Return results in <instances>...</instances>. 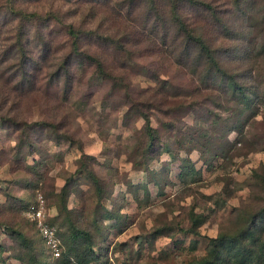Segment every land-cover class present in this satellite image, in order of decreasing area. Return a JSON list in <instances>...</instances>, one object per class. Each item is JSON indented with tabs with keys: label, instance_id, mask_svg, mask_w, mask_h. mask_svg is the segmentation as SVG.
<instances>
[{
	"label": "rangeland",
	"instance_id": "1",
	"mask_svg": "<svg viewBox=\"0 0 264 264\" xmlns=\"http://www.w3.org/2000/svg\"><path fill=\"white\" fill-rule=\"evenodd\" d=\"M13 1L0 0V61L3 44L19 39L33 68L11 90L4 81L12 74L0 67V114L20 125L0 120V264H194L211 239L246 232L264 212V102L241 117L237 104L218 107L220 93L179 66L159 38L146 39L140 10L127 17L133 8L117 15L115 0H40L26 10L55 19L21 22L12 9L23 6ZM215 1L233 10L231 0ZM263 5L243 1L230 43L243 39L241 54L251 49L253 63L239 69H254L260 91ZM68 54L73 61L54 85L55 63ZM36 194L57 230L58 260L28 218ZM255 231L263 241L264 220ZM257 255L252 264H264Z\"/></svg>",
	"mask_w": 264,
	"mask_h": 264
},
{
	"label": "trees",
	"instance_id": "2",
	"mask_svg": "<svg viewBox=\"0 0 264 264\" xmlns=\"http://www.w3.org/2000/svg\"><path fill=\"white\" fill-rule=\"evenodd\" d=\"M243 1L231 0L232 11L221 10L215 0H115L114 7L118 11L125 6L129 9L133 8L127 17H131L135 11L140 10L142 20L146 25L143 27L146 39L151 41L155 37L159 38L161 48L179 66L195 74L204 88H210L220 93L216 96L218 107L220 106L219 101H223L224 104H237L239 106L237 116L241 117L252 106L264 102L262 97L264 96V85L263 90L260 91L259 83L257 86L251 84L254 83V69L250 67L247 72H244L245 74H242L239 69L240 64H244L245 61L253 63L255 56L248 55L251 54V49H247L249 53L241 54L239 52V48L245 50L243 39L238 45L230 44L237 40L232 34L234 28L231 26V19L234 18L236 12L240 11L238 8ZM262 1L264 2V0ZM17 2L23 6V9H12V13H16L17 19L21 22H51L56 17L53 12L41 15L35 11L26 10L27 7L37 5L40 0H18ZM64 2H70V0H64ZM116 14L120 15V11ZM258 14L260 22L264 23V5ZM65 31L66 35L70 37L71 53L78 54L77 34L70 25ZM18 41L16 43L5 42L1 48L5 59L0 61V67L4 68L5 73L12 74L4 81L7 85L11 84V90H15L17 87L14 85V78L19 75L24 76L27 69L33 68L31 59L26 57L24 43ZM261 54H264V48L260 49ZM71 61H73V55L68 54L64 62L55 63L57 70L55 71L56 84L54 85H59L62 73L71 65ZM93 61L96 64H101L100 61ZM232 64H235L236 67L232 68ZM0 120L7 129L20 127L13 118L7 119L6 115L0 114ZM146 127L150 131L147 123ZM149 139L153 140L151 134ZM60 191L64 195L69 194L67 183H64ZM256 218L257 220L245 229L246 232L240 235L230 239H225L227 237L211 239L206 257L194 264H252L256 254L259 259L264 258V240L262 241L260 233L255 231L256 224L262 223L264 220V212ZM33 225L35 227V224ZM35 230L45 251L50 255L36 227ZM79 235H83V239H88L86 233L79 232ZM56 236L60 242L57 230ZM77 238L75 234L71 233L68 242H75ZM226 244H230L229 255L224 254L223 251ZM239 245H242L240 252H238ZM258 245L259 249L256 247ZM60 256L61 252L55 260L60 259Z\"/></svg>",
	"mask_w": 264,
	"mask_h": 264
},
{
	"label": "built area",
	"instance_id": "3",
	"mask_svg": "<svg viewBox=\"0 0 264 264\" xmlns=\"http://www.w3.org/2000/svg\"><path fill=\"white\" fill-rule=\"evenodd\" d=\"M44 199L40 194H36V206H30L28 218L35 224L50 256L57 259L60 254V242L56 236V229L46 221L43 209Z\"/></svg>",
	"mask_w": 264,
	"mask_h": 264
}]
</instances>
